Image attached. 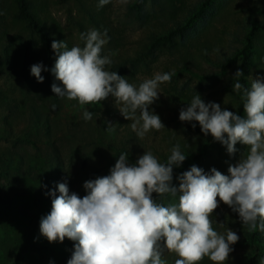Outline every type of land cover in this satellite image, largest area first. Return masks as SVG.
<instances>
[{
    "label": "clouds",
    "instance_id": "9594fccd",
    "mask_svg": "<svg viewBox=\"0 0 264 264\" xmlns=\"http://www.w3.org/2000/svg\"><path fill=\"white\" fill-rule=\"evenodd\" d=\"M110 2L98 0V7ZM108 39L106 31L92 29L81 33L83 47L69 48L65 40H53L57 58L50 71L59 83L51 84L52 92L81 106L112 96L139 138L165 128L150 106L172 73L157 72L138 86L129 83L106 67L113 62L101 54ZM42 70L49 71L43 62L30 67L37 82L45 79ZM242 74L239 69L235 73ZM232 90L241 96L244 115L220 103L205 102L200 94L179 111L181 121L198 122L201 132L226 146L230 156L239 151L238 143L248 147L246 156L229 164L227 174L193 164L176 176L178 184L173 183V168L181 167L187 158L178 143L166 162L144 151L132 163L128 152H121L107 175L84 181L83 197L70 192L66 180L47 191L51 210L41 216L39 233L49 242L65 238L74 242L67 264H167L165 250L179 257L175 264H198L204 257L225 264L240 237L231 228L224 233L213 228L211 217L221 202L238 214L250 232L264 233V75L252 79L250 87L237 80ZM82 118L91 120L93 112L85 107ZM154 193L178 197V202L164 205Z\"/></svg>",
    "mask_w": 264,
    "mask_h": 264
},
{
    "label": "rangeland",
    "instance_id": "374dc122",
    "mask_svg": "<svg viewBox=\"0 0 264 264\" xmlns=\"http://www.w3.org/2000/svg\"><path fill=\"white\" fill-rule=\"evenodd\" d=\"M132 1L127 0L125 3L122 0H111L104 5V9L108 17L120 27L123 43L134 45L135 40L150 28V24L142 23L132 16V11L127 8ZM169 1L162 0L164 11L170 8ZM200 1L184 0V3L189 5ZM205 2L208 5L200 7L198 13L207 18L208 24L200 36L202 41L205 40L211 46L210 57L208 61L201 60L202 70L197 72L200 76L184 72L172 74L170 82L160 85L159 99L150 107L160 116L165 128L159 131L151 130L143 138L137 137L135 132L132 133L131 136L139 138L135 149L128 148L132 142L121 137L119 133L113 142L109 141L110 130L105 125L95 123V113L102 109L103 101L108 102L112 108L115 106L120 112L112 96L99 104L84 106L76 100L61 98L57 108L43 107L49 111L51 132L50 136L45 131L39 134L40 147L35 148L18 141L20 132L15 131L16 129L13 132L9 131L10 128L4 123L3 117L14 119L18 123L17 126L23 127L24 119L14 116L18 112H24L31 100L22 97L19 88L15 87L17 81L14 77L8 79L0 76V90L7 96L8 101H6L10 109L14 110L10 115L6 107L4 111L0 109V129L5 132V136L0 138V264H49L50 260L54 261V264H67L74 242L68 238L63 242H49L39 233L41 216L51 210L52 198L45 195L47 191L55 189L58 182L66 180L70 192L75 191L83 197L86 195L83 188L84 181L107 175L121 152H128L129 161L134 163L144 151H151L154 155L162 152L161 149L167 147L164 141L167 132L173 131L182 138L193 133L197 135L184 126L173 129L172 122L166 118L172 111L179 112L193 96L200 94L205 102L214 101L220 103L223 108L229 109L231 107L228 103L230 76L237 71V66L243 72L241 77L245 79L247 87H250L252 79L264 75V27L260 26V23L264 22V0H206ZM45 5L47 15L67 30L68 10L75 16L81 17V11L73 0H45ZM0 6L7 15L4 28H1L2 25L0 27V43H8L7 41L12 40L13 37L19 39L24 35L26 37L23 22L12 18L15 11L14 0H0ZM248 19L254 24L253 28L247 26ZM255 19L257 20L253 21ZM201 22L203 21L200 17L192 20L195 26ZM184 32L188 35L192 29L187 28ZM245 32L249 33V40L246 39ZM71 40L74 42L72 34ZM242 49L248 52V59L245 61L239 57L238 52ZM163 51L158 61L150 63L152 72L146 70L145 73L137 75L136 80L125 79L138 86L155 73H164L160 70L161 64L172 66L171 57L167 56L165 50ZM14 103H18L16 109H13ZM85 107L93 112L91 120L85 121L82 118ZM125 120L130 130L131 120ZM87 122L91 126V139L86 128ZM119 130L121 131V128ZM122 134L125 136L126 129ZM197 136L199 139L194 143L200 144L201 151H196L193 153L194 156L187 157L181 167L173 168L175 184H178L176 176L188 170L193 164L202 167L205 171L215 167L227 174L229 164H234L240 155H247L246 145L238 143L236 147L239 151L230 156L226 146L215 141L211 136L204 133ZM52 142H55V146L59 149V159L53 157L55 154L51 153ZM79 152H84L89 158L86 161L87 169L72 158ZM45 185L47 187H44ZM160 197L164 200V205L178 202V197L174 198L169 194ZM212 215V226L215 230L224 233L231 228L240 237L232 246L233 251L225 264H253L247 262V255L254 253L255 246L251 241L244 240L243 228L247 226L241 224L238 214L221 202ZM259 233L262 235L258 240L264 247V233L260 231ZM178 258L174 252L165 250L164 259L167 264H175ZM262 259L264 260V257ZM198 264H214V262L204 257ZM255 264L264 263L259 261Z\"/></svg>",
    "mask_w": 264,
    "mask_h": 264
},
{
    "label": "trees",
    "instance_id": "16d2710c",
    "mask_svg": "<svg viewBox=\"0 0 264 264\" xmlns=\"http://www.w3.org/2000/svg\"><path fill=\"white\" fill-rule=\"evenodd\" d=\"M88 1L73 0L81 11V17L75 16L72 11L68 10L66 22L69 28L67 30L47 15L44 9L46 6L45 0H14L15 11L12 14V18L23 22L26 37L25 35L22 39L13 37L12 40L7 41L8 43H0V76L8 79L14 77L17 81L15 87L19 88L22 97L26 100H31L24 112H18L14 116V118L21 117L24 119L23 127L17 126L18 123L14 119H7V116L3 117L4 123L10 128L9 131L13 132L16 129L15 131L20 132L21 135L18 136V141L22 143L30 144L35 148L40 147L39 134L45 131L50 136L51 132L49 111L43 107L57 108L61 102V97L55 95L51 90V84L55 81V77L50 69L54 66L57 58L56 53L51 48L53 40H65L69 48L74 46V43L83 47L82 32L86 33L92 29H97L101 33L106 31L109 39L103 46L101 54L109 55L113 61L111 65L106 67L108 70H114L119 75L125 76L124 78L126 79L133 80H136L137 75L145 73L146 70L152 72L150 63L158 61L160 55L164 52L163 50L166 51L168 57H171L170 64L172 67H168L164 63L161 64L160 70L163 72L172 71V74L184 72L200 76L197 72L202 70L201 60L208 61V57H210L211 46L205 40L202 41L200 36L203 30L206 29L208 20L198 13L200 7L208 5L205 2L206 0L189 5H186L184 0H170L168 5L170 8L165 11L162 0H133L127 6L132 11V16L142 23L148 22L150 24V28L145 31L144 35L135 40L134 45L123 43L120 27L108 17L104 6L98 7L96 0ZM197 17H200L203 22L195 26L192 20ZM6 20L7 15L0 6L1 28H4ZM250 21L251 19H248L247 26L253 28L254 24L250 23ZM247 26L245 25V28ZM260 26L264 27V22H261ZM187 28L189 30L190 28L192 29V32H189L188 35L184 32ZM245 33L246 39L249 40L248 34L251 31ZM71 34L74 37V42L71 40ZM238 53L240 59L244 61L248 59V52L245 49L240 50ZM38 62H43L49 69V71L42 70L41 72V75L45 77L43 82H37L36 78L30 73L31 65ZM238 69L240 70L239 66H237ZM235 73L236 71L230 76L231 88L228 90V103L231 107H229V110L244 115L241 96L232 90V86L237 80L246 87L247 84L241 75L237 76ZM55 82L59 83V81ZM6 100L7 96L0 90V109L4 111L6 107L7 110L9 109L8 114H10L14 110L10 109L7 103L8 100ZM17 105L18 103H14L13 109H16ZM102 106V109L95 113V123L105 125L107 129L109 127L112 128L109 141L113 142L117 133H119L121 137L132 142L128 148L135 149L139 138L131 136L134 131L127 128L125 118L115 106L112 108L108 102L103 101ZM166 118L172 122L173 129L184 126L190 132H196L197 135L202 133L198 122L181 121L179 112H176V110L172 111L171 114L168 113ZM109 123L112 125L109 126ZM192 123H196L197 126L193 128L191 126ZM86 128H88L87 131L91 139V126L88 122ZM120 128L121 131L119 130ZM125 129L127 138L122 134ZM197 135L193 133L182 138L173 131L167 132L164 140L167 143V147L163 150L161 149L162 152H157L156 156L160 162H166L167 157L170 155V149L177 143L187 157L194 156L193 153L201 151L200 144L194 143L196 139H199ZM4 136L5 132L0 129V138ZM209 136L211 135L209 134ZM50 147L51 153L55 154L53 157L59 159V149L55 146V142H52ZM136 149L138 150V148ZM72 158L76 159L77 164L87 169L86 161L89 158L84 152H79ZM58 193L56 192V195ZM153 195L156 196L155 193ZM156 199L157 202L164 204V200L160 196H156ZM243 231L244 240L251 241L255 246L254 253L247 255V262L255 264L262 261L264 263L262 259L264 257L263 243L258 240L262 234L259 233V230L250 232L248 228H243Z\"/></svg>",
    "mask_w": 264,
    "mask_h": 264
}]
</instances>
